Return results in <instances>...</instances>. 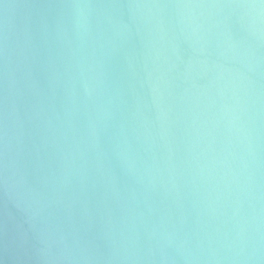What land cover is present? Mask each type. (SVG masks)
<instances>
[{
	"label": "water",
	"instance_id": "95a60500",
	"mask_svg": "<svg viewBox=\"0 0 264 264\" xmlns=\"http://www.w3.org/2000/svg\"><path fill=\"white\" fill-rule=\"evenodd\" d=\"M0 264H264V0H0Z\"/></svg>",
	"mask_w": 264,
	"mask_h": 264
}]
</instances>
